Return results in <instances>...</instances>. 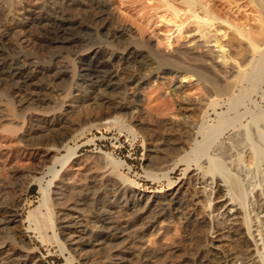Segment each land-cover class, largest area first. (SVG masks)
<instances>
[{"label":"rangeland","instance_id":"rangeland-1","mask_svg":"<svg viewBox=\"0 0 264 264\" xmlns=\"http://www.w3.org/2000/svg\"><path fill=\"white\" fill-rule=\"evenodd\" d=\"M2 2L5 15L0 29L7 33L0 58L29 63L31 72L51 67L39 77L46 90L44 109L57 106L63 112H28V105L20 102L17 113L30 120L23 123L9 116L6 101L0 99V220H8L10 206H17L21 214L15 222L0 226V264H143L148 252L155 253L161 264H220L230 255H238V263L264 264V244L256 254L248 252L264 237V14L257 4L199 0L217 20L199 23L197 15L204 14L186 10L181 13L185 23L178 29L161 20L159 12L185 9L179 0H108L112 9L105 22L112 23L110 30L103 28L96 11H81L84 8L78 6L71 14L84 25L76 40L43 48L40 22L52 12V0ZM151 51L178 64L159 62ZM87 68L104 70V82L96 86L88 78L82 80ZM196 72L226 89L222 92L199 80ZM18 90L13 86L3 92ZM53 118L73 129L65 140L76 149L75 155L65 165L72 153L66 148L57 151L56 137L40 133L30 142L27 138L28 131L39 130L43 120ZM11 124L23 128L18 134L4 132ZM50 149L52 156L64 159L43 166ZM77 162L92 169L99 186L107 179L121 186L118 198L105 187L95 196L82 194L91 189L78 181L81 177L63 196L53 195L56 172L64 174ZM37 169L41 175H35ZM193 174L195 178L189 179ZM197 177L211 179L206 190L195 181ZM217 183H225L229 200L241 207L233 224L221 218ZM170 184L177 186L168 191ZM183 184L179 212L170 209L153 220L149 217L147 221L155 226L141 230L144 220L137 211L151 201L153 191L162 190L160 196L169 199ZM104 211L115 218L114 227L130 225L129 233L119 235L120 239L106 238ZM191 212L205 217L206 224L199 227ZM71 214L82 227L64 223L63 217Z\"/></svg>","mask_w":264,"mask_h":264},{"label":"bare ground","instance_id":"bare-ground-1","mask_svg":"<svg viewBox=\"0 0 264 264\" xmlns=\"http://www.w3.org/2000/svg\"><path fill=\"white\" fill-rule=\"evenodd\" d=\"M3 0H0V23L2 22L3 19V16L5 15V9L4 7L2 6V2ZM112 1V0H111ZM151 2L154 1V0H150ZM181 1V4L184 6L185 9H176L177 11H175L174 13H170L169 11L167 10H161L159 12V18L161 20H164L165 23H172V25L178 27V29H180V27H182V25L185 23L182 22V16L184 14H181V13H186L185 11H189V12H192L193 14L197 13V12H202L204 14V17L200 18L197 14V20H199V23H212L213 21H216V17H214V15L204 6V4L202 5L199 0H179ZM46 2V1H45ZM51 2V1H50ZM53 2V9H52V12H49V11H46V12H49L45 17H42L41 18V22H40V38H39V44L41 45V47L45 48V47H51L52 45L54 44H68V43H71V42H74L76 40L75 36L77 35V33H79L81 30H82V27L84 25V23H82L81 21V18L79 16H73L72 11L74 10V8L76 7H82L84 9H80L81 11H86L87 9L90 10H94L97 12L100 20H102V24H103V28L107 29V30H110V27H112V23H110V21L108 22H105L106 19L110 16V5L108 3V0H52ZM170 2V1H169ZM172 2V0H171ZM253 2H255L259 8V10L264 14V0H253ZM111 3V2H110ZM177 3V2H175ZM171 4V3H170ZM169 4V5H170ZM173 7L174 5L171 4ZM176 5V4H175ZM181 5V6H182ZM208 6V5H207ZM177 8V7H176ZM212 10V9H210ZM80 11V12H81ZM77 13V12H76ZM75 13V14H76ZM171 14V16H168L167 14ZM79 14V13H78ZM82 14V13H81ZM94 16V15H93ZM216 16V15H215ZM40 17V16H39ZM84 18V17H83ZM218 18V17H217ZM93 19V17H92ZM112 20V19H111ZM173 20V21H172ZM179 21V22H178ZM113 22V21H112ZM95 24V23H94ZM101 25V24H100ZM213 25V24H212ZM87 29V28H86ZM89 29V28H88ZM121 29V28H120ZM201 29V28H200ZM122 30V29H121ZM199 30V29H197ZM0 32L2 33L0 35V50L2 49V47H4V39H3V34H6L7 33V30L2 27L0 29ZM109 32V31H108ZM203 32V31H202ZM114 33V32H113ZM112 33V34H113ZM115 34V33H114ZM122 34V33H121ZM198 34V33H197ZM79 35V34H78ZM87 35V34H86ZM118 36V35H117ZM201 37L203 36L200 35ZM120 37V36H119ZM112 38V37H111ZM114 38V37H113ZM201 39V38H199ZM78 41V40H77ZM8 43V42H7ZM6 43V44H7ZM206 44H209L210 42H205ZM218 45V44H217ZM6 46V45H5ZM69 46V45H68ZM8 47V46H7ZM54 47V46H53ZM63 47V46H62ZM67 47V46H65ZM138 47L140 48H144V46L142 45H138ZM147 47V46H146ZM60 48V46H59ZM55 49V48H54ZM219 49V47H218ZM224 48H220L219 50H222ZM45 50V49H44ZM5 51H8V49H5ZM130 51V50H129ZM223 51V50H222ZM225 51V50H224ZM1 52V51H0ZM10 52H12L10 50ZM16 52V51H15ZM191 52V51H190ZM14 52H12L13 54ZM130 53V52H129ZM186 53V52H185ZM3 54V53H2ZM16 54H19L18 52ZM112 54V53H110ZM151 54H152V57L155 59V60H158L159 62H162V63H166V64H170V65H173V64H176L177 62L175 61H172V60H168L166 58H163L161 57L159 54L151 51ZM130 55V54H128ZM127 55V56H128ZM186 55V54H184ZM144 56V55H143ZM17 57V56H16ZM109 57H112V56H109ZM28 58V57H27ZM221 58H224V56H221ZM22 59V57H21ZM25 59V58H24ZM108 59V58H107ZM172 59V58H171ZM33 60V59H32ZM180 61V60H179ZM33 63V62H32ZM100 63V62H99ZM29 64V63H28ZM28 64L26 62H23V61H20V60H16V59H12L11 57H3L2 59L0 58V99H3L6 101V104L8 106V113H9V116H12L18 120H21V122H26V121H30V120H27V117L24 114H19L17 113L16 111V105H18L20 102H24L25 105H28V112L29 111H38V112H44L46 114H56V113H61L63 112V107H51V108H46V112H45V109H44V105L47 104V102H45L44 98L45 95H42V93L46 94V91L45 90V87L43 85L40 84L41 80L43 79H40L39 77H44L48 72H46L47 70L51 71V67L49 68H42V71L41 72H31L29 70V68L27 67ZM178 64V63H177ZM54 67V66H53ZM77 68V67H75ZM55 69V68H54ZM32 70V69H31ZM39 70V69H37ZM76 70V69H75ZM86 71H88L89 73L88 74H81V77H82V80H85V79H89L90 82L92 83V85H100L104 82V79H105V76L103 75V71H100V70H96V69H91V68H87ZM106 72V71H105ZM181 72V70H180ZM109 73V72H108ZM197 73V76L199 78V80H203V81H206V82H209L211 83V85H214L215 87L217 85V83L212 80V79H209L203 72H196ZM59 75V74H58ZM243 76V75H242ZM52 77V76H51ZM245 77V76H243ZM188 78V77H185V79ZM52 79V78H51ZM183 79V83L186 82V80ZM44 82V80H42ZM85 82V81H84ZM13 86H18L19 87V90L16 91V92H12L11 94H4L3 91L7 90V89H11ZM95 87V86H94ZM226 88L223 87L222 89L219 88L218 90H221L222 92L225 90ZM30 92L29 95L26 94L27 91ZM2 92V94H1ZM13 94V95H12ZM15 94H17L16 96L19 97L17 100L15 99ZM70 93L68 92L67 94H65V96L63 97V100L66 101L68 98H69V95ZM31 95H36V97H38V99L35 101L31 98ZM62 98V97H61ZM35 99V98H34ZM98 101V100H96ZM99 102V101H98ZM64 103V102H63ZM100 103V102H99ZM97 103V104H99ZM49 104V103H48ZM66 104V103H65ZM49 106V105H48ZM70 113V112H69ZM65 114V113H64ZM63 115V114H62ZM70 117V116H69ZM72 118V117H71ZM54 120H51V121H47V120H43L41 122V124L39 125V130H36V131H28L27 133V138H29V142L30 140H33L35 138V136L39 135L41 133L42 134H48L49 136H53V137H56L54 139H56V145L59 146V148L55 149L57 151H60V148H66L68 149L69 152H71V156L68 158L69 160L63 162V165L67 164L70 162V159L71 157H73L75 155V153L73 152L74 148L70 147L69 146V141H66L65 139L67 138L68 135L71 136V133L70 131L73 130L71 129V126H64V122L60 119H55L53 118ZM67 120V119H66ZM71 120V119H70ZM70 120L68 121L69 124L70 123ZM72 121V120H71ZM12 123V122H11ZM20 123V122H19ZM27 123V122H26ZM25 123V124H26ZM76 124V123H75ZM221 124V123H220ZM219 124V125H220ZM74 126V125H73ZM72 126V127H73ZM221 126V125H220ZM23 128V127H21ZM19 126H15L14 124H11L10 126H7V129L4 131V132H8V133H13V134H18L20 132V129H21ZM191 128V127H190ZM194 128V127H193ZM22 130V129H21ZM26 131V130H25ZM190 131V130H189ZM197 133V132H195ZM189 134H191L189 132ZM54 135H57V136H54ZM198 135V134H197ZM207 135V132L205 131V136ZM1 138V137H0ZM40 138V137H39ZM38 139V138H37ZM192 139V138H191ZM21 140V139H20ZM23 140V139H22ZM1 141V140H0ZM36 141V140H35ZM207 141L206 138H204V141L205 142ZM204 144V143H203ZM210 146H211V143H210ZM210 148V147H209ZM53 149V148H51ZM49 150L48 152H46V154L43 156V166H47V165H56V163L62 161L63 159H59V158H56L54 156H52V150ZM47 150V149H46ZM56 151V153H58ZM255 153H258V152H255ZM56 155V154H55ZM70 155V153H69ZM31 158L35 157L36 155L33 154V155H30ZM77 158V157H76ZM76 158H74L73 160H75ZM161 159V158H160ZM112 160V159H111ZM40 162V161H39ZM73 164V161H71ZM110 162V161H109ZM112 164L114 165H120L119 162L115 161L114 159L112 160L111 162ZM42 166V165H41ZM77 166V167H75ZM118 166V167H119ZM190 166V165H189ZM200 166V165H199ZM64 167V166H63ZM43 168V167H42ZM113 169L115 167H112ZM197 168V167H196ZM206 168V167H204ZM212 169H216L217 168V165H213L211 167ZM53 169V168H52ZM66 169V168H65ZM116 169V168H115ZM38 170H41V169H37L34 173L36 176L38 175H41V173L38 171ZM55 170V169H54ZM191 172H193L195 169H191ZM211 169L209 168V171ZM197 171V170H196ZM204 171V170H203ZM64 172V171H63ZM92 169L90 167H88V165L84 164L83 162L80 163V162H77L75 163L71 169L67 170V172H64L63 173H60L59 171L56 172L55 176H54V180L53 182H58V184L56 186H54V192H53V195H55L56 197H61L63 196L66 192H68V190L71 189V187L74 185V182L76 184V178L77 177H81L80 182H83L85 181L87 186H90L89 188L91 189V191H86L85 190V193H82L84 195H98L99 192H103L104 188L105 187V190L104 191H113L114 192V195L118 198V196L120 195V188L121 186H119L117 183L114 182V180H109L107 179L106 182L104 183H101L102 185L99 186V182H100V179L98 180V177L94 175V172L92 173ZM202 172V171H201ZM200 173V172H199ZM205 173V172H203ZM111 176V174H109ZM195 175L196 174H193L192 176L188 177L189 179L191 178H195ZM211 176V175H210ZM209 176V177H210ZM201 177V176H200ZM207 177H208V174H207ZM36 178V177H35ZM83 178V179H82ZM107 178V177H106ZM102 180H103V177H102ZM211 180V179H209ZM208 179L206 178H199L197 177L195 179V181L197 183H199L200 185V188L201 189H204L206 190V185L208 184ZM99 181V182H98ZM222 181V180H221ZM214 182V181H213ZM127 183V182H126ZM226 183V182H225ZM225 183L224 184H219L218 183L216 184V191L217 192V195L218 193L221 194L220 197H218V201H217V204L219 205L221 209V213H222V220H224V222L226 223H229L230 224H233L235 221H237L238 219V216H239V210L241 209V207L237 206V204L233 203L232 201L229 200V196L227 195L226 193V190L224 189L225 188ZM123 184V183H122ZM228 184V183H227ZM104 185V186H103ZM137 185V184H136ZM131 186V185H130ZM138 186V185H137ZM174 186H177V185H174V184H170V186H168V191H171V190H174L175 187ZM229 185H227L228 187ZM232 187V185H230ZM229 186V187H230ZM185 187V184H183L180 188L176 189V193L171 196V198L169 199H165L164 196H160L161 194H164L162 193L163 191L162 190H158V191H153L154 193V196L152 197L151 201L148 203L140 210V211H137L138 212V217L141 219V220H144V223L142 224V226H140V229L141 230H150L151 228H153L155 226L154 222H151L150 220L147 221V218H151L152 220L157 218L158 216H163L167 211H169L170 209H172L171 211H178L181 207V204H182V200L181 198L179 197L181 194H182V190L184 189ZM210 188V187H209ZM186 189V188H185ZM235 189V188H233ZM88 190V189H87ZM133 190H137L136 187L133 188ZM200 190V189H199ZM239 190V189H238ZM241 190V189H240ZM208 191V190H207ZM232 191V190H231ZM235 191V190H234ZM72 192V191H71ZM70 192V193H71ZM73 192H76L73 190ZM72 192V193H73ZM81 192V191H79ZM83 192V191H82ZM236 192V191H235ZM231 193V192H230ZM243 193V192H242ZM263 193V192H262ZM73 194H77V193H73ZM173 194V192H172ZM171 194V195H172ZM101 195V194H100ZM134 195V194H133ZM230 195H233L230 194ZM264 195V194H263ZM79 196V195H78ZM113 196V195H112ZM183 196V194H182ZM263 198L262 195H259ZM86 197V196H85ZM234 198H236L234 196ZM242 201V200H241ZM201 202V201H200ZM243 202V201H242ZM110 203V202H109ZM135 203V202H134ZM237 203L239 204V202L237 201ZM111 205L113 203H110ZM116 204V203H115ZM124 205V204H122ZM196 205H198V203H196ZM1 206V205H0ZM3 206H7V205H3ZM9 207V205H8ZM17 207V206H16ZM16 207H13L12 209L11 206L9 207V217H8V220L6 221H1L0 220V226H2L3 224H6V222H15V220L21 216L20 214V210ZM117 207V206H115ZM114 207V208H115ZM131 207V206H130ZM1 208V207H0ZM7 208V207H6ZM119 210L122 209V207H118ZM117 209V208H116ZM190 209V208H189ZM48 210V209H47ZM50 210V209H49ZM136 210V209H135ZM139 210V209H138ZM8 212V211H7ZM119 212V211H118ZM121 212V211H120ZM179 212V211H178ZM102 213V212H101ZM117 213V212H115ZM122 213V212H121ZM176 213V212H175ZM104 219L102 220V222L108 226L107 227V230L108 231V237L106 236V238H118L119 235H122V236H126L129 232V229H130V225H126V226H123L121 227L120 229L116 228L113 226V223H114V217L111 216V213L110 212H106L104 211ZM119 214V213H117ZM115 215V214H114ZM169 215V214H168ZM191 219L193 221L196 222V224L199 226H202L204 224H206V219L205 217L203 216H198L196 215V213H192L191 212ZM258 218H262L260 217V214H257ZM52 217V216H51ZM80 217V216H79ZM119 217V216H117ZM188 217V216H187ZM217 217V216H216ZM240 217V216H239ZM256 218V217H254ZM256 218V219H258ZM64 220V223L68 224V226H70L71 224L72 225H78V227H82L81 226V222L79 220L78 217H75L73 216L72 214L71 215H65V217H63ZM158 220V219H157ZM208 220V219H207ZM254 220V219H253ZM263 220V219H262ZM258 221V220H257ZM50 222L49 223L51 225L52 228H54V219H50ZM101 222V221H100ZM101 222V223H102ZM191 222V220H190ZM251 220H248L247 223L250 224ZM259 222V221H258ZM257 222V223H258ZM141 223V222H140ZM256 223V222H255ZM260 224V223H259ZM264 224V222H263ZM261 225V224H260ZM259 225V226H260ZM199 226V227H200ZM254 226V225H252ZM72 227V226H71ZM77 227V226H76ZM118 227V226H117ZM120 227V225H119ZM249 227V226H248ZM262 227V225H261ZM6 229V228H5ZM134 229V228H133ZM236 229V228H235ZM258 229V228H256ZM237 230V229H236ZM260 230V229H259ZM6 231V230H5ZM54 231V230H53ZM134 231V230H133ZM138 231V230H137ZM189 231V230H188ZM197 231V230H196ZM249 231V230H247ZM253 231V230H252ZM257 231V230H256ZM82 232V231H81ZM128 232V233H127ZM251 232V231H249ZM260 232V235L263 233V231H259ZM241 233H244V232H241ZM236 234V233H235ZM246 234V233H245ZM188 235V234H187ZM253 235V234H252ZM259 235V234H258ZM263 235V234H262ZM261 235V236H262ZM100 236V235H99ZM191 236H193L191 234ZM239 236V235H238ZM237 236V237H238ZM231 237V236H230ZM254 237V236H253ZM106 238H103V239H106ZM122 238V237H121ZM124 238V237H123ZM233 238V237H232ZM239 238V237H238ZM94 239V238H93ZM101 239V240H103ZM120 239V238H118ZM111 240V239H110ZM260 241V244H258V242L255 241V244H253L252 246H254V248H249L248 249V252L252 255L253 253L256 254L257 252V247L261 244H264V237H262L261 239H259ZM73 242V241H71ZM78 243V242H77ZM76 244V243H75ZM88 244V243H87ZM250 244V243H249ZM119 245V244H118ZM89 246V245H88ZM112 247V246H111ZM264 248V247H263ZM162 249V248H161ZM155 250V249H154ZM171 250V249H170ZM159 251V250H158ZM174 252H178V249H174ZM262 252V251H261ZM156 253H158L156 251ZM170 253V252H169ZM192 255V254H191ZM245 255V254H244ZM237 258H238V255H236ZM235 255H230V257H228L224 262H221L220 264H244V262H240L238 263L237 262V258H236ZM144 259H142L143 261H141V263L143 262V264H161L159 262V260L157 259V256L155 253H146L145 256H143ZM245 257V256H244ZM261 257H264V256H261ZM243 258V257H242ZM12 259V258H11ZM239 259V258H238ZM251 259V258H250ZM240 260V259H239ZM255 260V259H253ZM251 261V260H250ZM255 262V261H254ZM24 263V262H23ZM183 263V262H182ZM203 263V262H202ZM216 264V263H215Z\"/></svg>","mask_w":264,"mask_h":264}]
</instances>
